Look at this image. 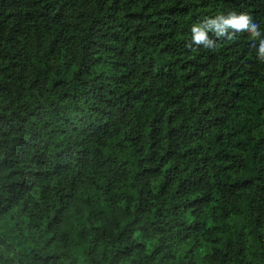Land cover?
<instances>
[{
  "label": "trees",
  "instance_id": "trees-1",
  "mask_svg": "<svg viewBox=\"0 0 264 264\" xmlns=\"http://www.w3.org/2000/svg\"><path fill=\"white\" fill-rule=\"evenodd\" d=\"M0 264H264V0H0Z\"/></svg>",
  "mask_w": 264,
  "mask_h": 264
}]
</instances>
